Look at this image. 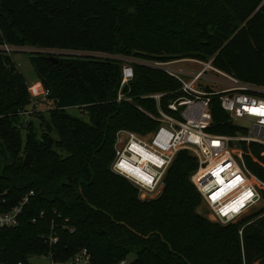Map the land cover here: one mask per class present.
Segmentation results:
<instances>
[{"label":"trees","instance_id":"1","mask_svg":"<svg viewBox=\"0 0 264 264\" xmlns=\"http://www.w3.org/2000/svg\"><path fill=\"white\" fill-rule=\"evenodd\" d=\"M0 44L163 60L213 58L219 69L264 86V0H0ZM28 57L47 91V116L27 108L25 78L11 53L0 49L4 209L33 191L18 223L0 228V264H28L39 255L66 261L82 248L91 264H116L128 254H134L131 264H264V208L226 225L198 214L201 197L190 182L197 161L188 151L175 155L161 193L151 199L140 198L110 168L119 130L147 134L157 126L147 114L156 113L155 103L145 95L165 92L166 109L169 99L181 95L178 81L134 65L132 80L120 88L116 60ZM210 106L212 133L244 132L217 95ZM71 107L84 108L88 120L70 114ZM30 114L37 126L25 118ZM243 147L246 169L264 182V146ZM27 152L29 165L23 163Z\"/></svg>","mask_w":264,"mask_h":264},{"label":"built area","instance_id":"2","mask_svg":"<svg viewBox=\"0 0 264 264\" xmlns=\"http://www.w3.org/2000/svg\"><path fill=\"white\" fill-rule=\"evenodd\" d=\"M0 49L12 53L25 51L48 57L86 56L113 59L120 62V88L133 78V66L141 65L161 71L179 82L181 95L169 99L166 109L161 105L165 92L145 95L154 101L156 113H147L157 121V126L147 134L119 130L114 143L111 170L126 178L138 191L140 198H150L163 185L164 174L175 155L186 150L196 158L197 166L190 174L193 184L214 221L226 224L234 221L255 206L261 195L250 172L229 146L232 139L246 144L264 146V114L252 111L264 109V86L240 80L219 69L213 58L157 59L135 55L0 44ZM196 66H185L180 62ZM215 86H218L217 88ZM47 93V91H46ZM217 95L219 105L231 120L244 127L238 135H221L209 129L213 123L211 99ZM123 97L119 91L117 100ZM128 99V98H125ZM129 100V99H128ZM24 111L21 114H27ZM239 178V179H237ZM251 196L244 199L246 194ZM33 191L26 193L19 202L4 209V191H0V228L18 223L22 207ZM242 202V206H241ZM233 209H238L234 211ZM55 241V238L52 239ZM32 259H35L33 262ZM16 264H23L21 261ZM28 264H91L90 254L82 248L66 261L50 255L34 256ZM116 264H131L126 258Z\"/></svg>","mask_w":264,"mask_h":264},{"label":"rangeland","instance_id":"3","mask_svg":"<svg viewBox=\"0 0 264 264\" xmlns=\"http://www.w3.org/2000/svg\"><path fill=\"white\" fill-rule=\"evenodd\" d=\"M11 56H12V59L14 60V62L16 64L17 68L23 74V76L25 78V81H26V83L28 85V89H29V92H30V103L27 106V108L30 109V108L34 107L36 109V111H38V110L43 111L45 113V115L47 116V114H46L47 107H46L45 103L42 102L46 98V91H45L42 83L38 80L36 72H35L34 68L32 67V65H31V63L29 61L28 53L25 52V51H14V52L11 53ZM182 58H186V57H182ZM182 58H179V59H182ZM179 64H182V65H185V66L186 65L187 66L191 65V66H194V67L196 66L195 64L193 65L192 63L186 62V61L180 62ZM215 87L217 88L218 86H215ZM67 111L70 114H72L74 116H77V117H79V118H81V119H83L85 121L88 120L87 112H86V110L84 108L71 107V108H68ZM25 118L26 119H32L33 122L35 123V125L36 126L38 125V120L33 115L31 116V114H30V115H28ZM151 131L152 130H150L149 132H151ZM149 132H147V133H149ZM235 135H238V134H235ZM230 136H232V135H230ZM244 145H247V144L244 143V142H241L239 140H236V139H232L231 141H229L230 148L236 154V157L240 161H242L243 163H245V156H247V150L245 149V147H243ZM250 174H251V177L253 178L256 186L258 187V189L260 191L261 198H260V200L257 202V204L255 206H253L248 211L243 213L240 217H238L237 219L232 221V223L244 220L246 217H249L250 215H252V214H254L256 212H259L261 209L264 208V199L262 197L263 194H264V182H262L253 173L250 172ZM162 187H163V185L160 187V189L158 190V192L155 195L151 196L148 199L157 197L161 193ZM196 211L201 216L209 219L210 221H214V219L211 217V215H210V213L208 211V208L203 203H201L199 205V207L197 208ZM229 223H231V222H229ZM226 224H221V225H226ZM242 226H243V224L239 226V229H241ZM133 257H134V254H128L126 256V259H127V261L129 263H131ZM32 260H33V262H35V259H32Z\"/></svg>","mask_w":264,"mask_h":264},{"label":"water","instance_id":"4","mask_svg":"<svg viewBox=\"0 0 264 264\" xmlns=\"http://www.w3.org/2000/svg\"><path fill=\"white\" fill-rule=\"evenodd\" d=\"M50 59L55 62L56 61V57H50ZM30 161H31V155L29 152H27L24 157H23V163L25 165H29L30 164ZM143 199H148V198H143Z\"/></svg>","mask_w":264,"mask_h":264},{"label":"snow or ice","instance_id":"5","mask_svg":"<svg viewBox=\"0 0 264 264\" xmlns=\"http://www.w3.org/2000/svg\"><path fill=\"white\" fill-rule=\"evenodd\" d=\"M252 111L259 112L260 114H264V109H253ZM237 179H239V178H237ZM250 196H251V193L249 192L248 194H246L244 199H247ZM241 206H242V202H241ZM233 210L236 211L238 209H233Z\"/></svg>","mask_w":264,"mask_h":264}]
</instances>
